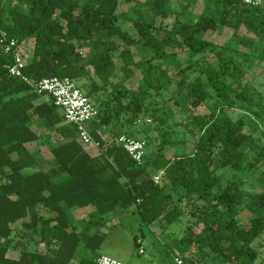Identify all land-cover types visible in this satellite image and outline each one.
<instances>
[{
    "label": "trees",
    "instance_id": "1",
    "mask_svg": "<svg viewBox=\"0 0 264 264\" xmlns=\"http://www.w3.org/2000/svg\"><path fill=\"white\" fill-rule=\"evenodd\" d=\"M198 1L0 0V264H96L101 230L118 209L163 231L187 217L181 236L163 245L188 264H264L253 246L264 233V190L242 178L264 164L256 136L264 105L232 54L264 63V5L207 0L196 21L184 20ZM227 25L241 45L207 37ZM2 33L20 45L34 37L23 69L29 79L88 83L80 88L99 109L88 126L102 153L79 142L53 97L10 74ZM133 47L147 56L136 60ZM107 127L111 140L101 132ZM121 134L146 140L141 163L115 143ZM30 143L48 145L49 167ZM88 207L85 217L73 214Z\"/></svg>",
    "mask_w": 264,
    "mask_h": 264
},
{
    "label": "rangeland",
    "instance_id": "2",
    "mask_svg": "<svg viewBox=\"0 0 264 264\" xmlns=\"http://www.w3.org/2000/svg\"><path fill=\"white\" fill-rule=\"evenodd\" d=\"M204 0L201 1L197 7L191 8L186 13V17L193 18V21H196L200 14L202 13V8L204 6ZM126 7V6H125ZM123 7V8H125ZM175 9H179L180 7L175 5ZM175 20V15L164 19L162 25L164 27H169L173 24ZM190 21V20H188ZM192 21V22H193ZM123 26L126 28H131V24L129 22H123ZM231 35L234 32V29L231 28ZM245 27H241L239 34H245ZM229 45L237 46L241 45L240 43L234 41L229 42ZM34 46V37H29L26 41L23 42V50L24 55L26 56L27 61L32 58V51ZM133 51L135 53L136 60H140L147 56V54L139 47H133ZM86 49L84 50V53ZM232 54L236 57L238 62H240V67L244 71V83L250 85V87L254 90L256 95V101L262 105H264V63L261 65L256 64L257 59L249 60V58L245 57L242 52H232ZM212 55L211 53L209 54ZM117 64L120 65L121 60H116ZM136 78L134 81L129 83V85H133L139 77L140 72H136ZM87 83L84 79L77 81V84L81 86L82 84ZM88 85V83H87ZM86 87L84 88V90ZM240 111L231 110L230 114L237 118L240 115ZM143 119L139 120V124L142 123ZM263 128L260 129L259 133L256 134L257 137H260V141L264 142V135L262 136ZM264 133V132H263ZM106 138L113 139L112 127L106 128ZM141 135V134H140ZM141 136H144L143 134ZM28 147L32 150H37L39 152V161L44 167H49L52 162V153L48 147V145L30 143ZM228 175L236 171H231V169H227ZM240 173V172H239ZM238 173V174H239ZM243 179L250 180L253 183V186L256 187L257 190H264V164H258L246 173L242 175ZM91 207L84 209H76L73 214L76 215L77 218H80L83 213L86 215ZM241 215L246 218L249 213L247 211H243ZM246 220L244 219V223ZM187 223V217L183 218V224L178 226H173L169 228V230L163 231V227L159 224L157 226L148 227L142 223L141 218L138 214L132 213L130 210L118 209L116 214L111 213L108 215V222L106 226L101 230L103 234H105V241L100 249L102 254L109 255L113 258L119 259L126 264H158L159 261L168 264V254L166 253V249L163 245L164 241L167 243L171 242L172 239L176 237H180L182 234V227ZM20 227V224L18 225ZM200 226L196 227V231H200ZM136 237L142 238V243L140 247L135 246L134 239ZM253 246L259 250V259L261 261L264 259V233L254 241ZM42 247V246H41ZM40 250L43 249V247ZM139 248L144 252L140 253ZM10 255L12 257L18 256V251L10 250Z\"/></svg>",
    "mask_w": 264,
    "mask_h": 264
},
{
    "label": "built area",
    "instance_id": "3",
    "mask_svg": "<svg viewBox=\"0 0 264 264\" xmlns=\"http://www.w3.org/2000/svg\"><path fill=\"white\" fill-rule=\"evenodd\" d=\"M243 4L251 6H263L264 0H240ZM1 42L5 50L13 53V64L9 67L10 74L21 77L27 81L32 88L39 93H47L54 98L55 104L63 111L65 120L76 125L78 130L79 142L92 154L96 155L103 152L100 142L93 139L89 122L97 117L99 109L80 88L77 82L71 78L45 77L39 81L29 79L23 73L27 64L24 55L23 44H18L15 39H7L6 34L2 33ZM117 145L125 148L132 158L141 163L145 157L147 142L145 139H138L127 134H121L115 138ZM160 175L155 176V181H159ZM140 252H144L142 249ZM174 264H188L178 255L172 254ZM96 264H126L125 262L102 254Z\"/></svg>",
    "mask_w": 264,
    "mask_h": 264
},
{
    "label": "crops",
    "instance_id": "4",
    "mask_svg": "<svg viewBox=\"0 0 264 264\" xmlns=\"http://www.w3.org/2000/svg\"><path fill=\"white\" fill-rule=\"evenodd\" d=\"M203 2V0H199L198 1V3L196 4V6L195 7H197L199 4H200V2ZM205 2H204V6H203V8L201 9L202 11H203V9H204V7H205V5L207 4V0H204ZM175 5H179L178 3L176 4L175 3ZM174 5V6H175ZM177 15H175V17H176ZM183 19L184 20H190V21H193L191 18H189V17H186V15L183 17ZM241 27H243V26H241ZM241 27H240V29H241ZM232 27H230V26H220L216 31H210L208 34H207V37L208 38H211V40L215 43V45H218V46H220V47H228V46H230L228 43L230 42H234V38H232V35H231V31H232V29H231ZM240 29H239V31H240ZM101 132H102V135H103V137L105 138V139H107L106 138V136H107V134H106V128H102L101 129ZM109 140V139H108ZM111 140V139H110ZM85 216H87V214L85 215L84 213H83V215L81 216V217H85ZM80 217V218H81ZM153 228V227H152ZM139 241H140V243H142V239L140 238L139 239ZM141 250V249H140ZM141 253V252H140ZM143 253V252H142ZM172 254L171 255H169L168 256V264H173V262H172ZM153 264H155V263H153ZM158 264H165L164 262H161V261H159L158 262Z\"/></svg>",
    "mask_w": 264,
    "mask_h": 264
}]
</instances>
